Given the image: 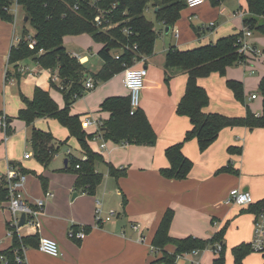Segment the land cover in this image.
Returning <instances> with one entry per match:
<instances>
[{
	"label": "crops",
	"instance_id": "0c3cea01",
	"mask_svg": "<svg viewBox=\"0 0 264 264\" xmlns=\"http://www.w3.org/2000/svg\"><path fill=\"white\" fill-rule=\"evenodd\" d=\"M146 10L155 12L156 8L152 5ZM249 15L247 0H208L195 8H184L178 21L168 31V26L157 22L158 37L154 53L135 63L148 69L140 108L145 111L157 134L154 145L115 143L103 136L102 124L111 116L109 111L102 109L103 102L112 96H128L123 72L99 82L95 88L74 101L71 113L80 115L86 132L94 135L89 141L90 147L104 159L96 163V171L103 175V180L95 194L75 187L77 174L67 170L68 167L73 168L68 152L74 159L86 160L87 155L77 138L71 136L62 124L68 133L66 140L75 138L79 151L66 143L65 151L61 152L63 156L58 153L53 160L61 159L62 168L53 171L26 162L14 148L15 145L21 147L24 140L30 142L31 127L24 121L15 135L0 129V187L2 177L11 165L27 168L26 181L22 186L26 199L29 203L38 199L45 202L38 226L22 229L24 235L36 234L38 238L28 245V264H163L160 260L165 252L173 254L176 246L168 244L164 249L155 250L152 247L156 232L168 210L174 211L169 230L170 236L174 238L193 236L210 239L227 224L237 227L243 236L236 241V246L249 244L256 204L239 206L227 200L234 188L249 191L256 202L264 200V128H224L217 140L204 152L200 151L196 139L187 141L182 151L193 162L189 175L185 179H172L164 177L160 172L170 165L166 149L182 142L186 132L192 128L189 117L177 113V105L185 94L188 74L178 72L166 82L167 53L172 47L190 50L214 44L223 37L244 31V19ZM24 16L20 15L17 24L10 22L14 33L4 65V89H13L19 85L22 95L33 98L35 89L40 87L49 91L63 108L65 101L58 98L52 89L53 81L58 86L56 88L62 91L58 68H43L33 58L9 63L10 51L16 46L15 35L23 33L24 27L27 28L28 21ZM19 22L22 23L21 27ZM176 31L178 36L175 35ZM247 40L261 51L260 55L254 58L250 56L248 62L228 67L225 76L214 72L210 76L198 78V84L207 90L210 97L208 106L204 108L206 112L242 117L247 114L249 107L256 115H262L263 96L259 85L264 77V35L253 30ZM3 41L0 47L8 45L2 44ZM160 41L163 44H159ZM64 42L71 54L81 56L79 60L86 66L88 76L93 78L92 74L104 66L105 61L99 52L105 44L96 42L88 33L67 35ZM67 44H72L71 49ZM113 53L118 55L120 51L115 50ZM228 79L244 83L245 103L235 98L227 86ZM252 94L257 97L252 99ZM23 107L25 103L20 109ZM0 115L6 116L9 124L15 122L5 109L0 110ZM51 118H37L34 127L47 131L42 124ZM87 120L91 123L88 124ZM53 136L58 144L66 142ZM231 147L241 148L242 152L232 153L229 150ZM111 165L117 170H124V173L116 178L110 173ZM40 175L47 178L46 187L42 185ZM47 191L53 196L47 197ZM97 200L101 201L103 215L107 216L112 211L116 213L110 220L100 224L96 222L95 216ZM7 205V200L0 196V252L13 245V239L8 235L11 213ZM86 226L88 231L84 239L70 236V232L77 233ZM42 236L57 241L61 251L59 256L49 255L39 249ZM214 259L204 263L212 264Z\"/></svg>",
	"mask_w": 264,
	"mask_h": 264
},
{
	"label": "trees",
	"instance_id": "16d2710c",
	"mask_svg": "<svg viewBox=\"0 0 264 264\" xmlns=\"http://www.w3.org/2000/svg\"><path fill=\"white\" fill-rule=\"evenodd\" d=\"M16 0H0V19L13 22L14 14L9 9ZM21 5L25 16L34 30L36 46L30 48L25 36L29 29L23 28L24 40L10 51L9 63L33 58L43 68H58L59 77L64 85L65 106L61 108L52 98L49 91L37 87L33 98L22 95L25 107L20 109L18 118L31 127L30 143L34 150L35 158L48 167L57 155L60 146L51 132L34 127L37 118L52 117L68 129L71 136L79 141L87 159H69L73 170L77 174L75 187L78 190L95 194L98 186L103 180V175L96 171V163L103 161L102 155L96 153L90 147L89 141L94 138L93 134L87 133L83 127L80 115L71 113V106L78 98L87 91L84 83L89 75L86 66L78 58L73 56L65 46L64 37L67 35H79L88 33L96 42L105 44L100 50V55L105 64L102 69L93 75L95 83L104 82L114 75L121 73L127 66L134 65L142 60L144 56L154 53V47L158 32L155 23L148 19L145 10L151 3L155 8L157 21L163 22L170 29L181 16V12L187 7L186 0H17ZM250 15L245 17L244 25L251 31L255 30L264 35V0H247ZM78 4L79 8L73 7ZM103 11L105 18L116 26L102 30L94 22L95 16ZM263 17L262 19H260ZM130 28V33L124 32ZM244 31L223 37L214 44H207L190 50H180L172 47L167 53L165 63V80L178 73L188 74L185 94L177 105V113L189 117L192 128L186 132L182 142L168 147L165 151L170 165L160 170L166 178L185 179L192 167L193 162L184 155L182 149L185 142L196 139L201 152L212 145L227 127L243 126L250 130L264 128V77L259 90L263 96V113L256 115L247 107V114L242 117H231L220 113L206 112L205 107L210 102L207 90L198 84V78L210 76L217 72L226 75L228 67L236 66L246 60L247 56L239 51L238 39L243 36ZM135 46L137 48H135ZM119 50V58L113 51ZM227 86L232 90L235 98L245 103L244 83L228 79ZM52 85L58 87L52 81ZM102 109L110 112L111 116L104 121L101 131L105 139L115 143L154 145L157 142V134L153 129L145 111L138 108L134 114L130 113L131 104L129 96H112L107 98ZM9 125V123H8ZM1 129V128H0ZM10 134V128L7 129ZM230 152H242L241 148L231 147ZM79 164L80 168H76ZM23 173L28 170L21 168ZM222 170H227L223 168ZM110 173L119 178L124 170H117L112 165ZM42 185L47 186L48 180L40 175ZM0 196L7 199L4 186L0 187ZM258 202L255 212L259 209ZM174 217V211L168 210L153 240V247L164 249L168 244L176 246L173 254L165 252L160 260L163 263H173L177 255L195 248H205L209 244L220 242L223 251L213 264H225V234L228 228L226 224L216 232L210 239H201L188 236L177 239L169 234L170 226ZM88 231V226L84 227ZM13 245L0 254L13 257L14 248L24 242L29 245L38 240L36 234L24 235L19 239L14 235ZM237 264H242L243 259L253 253L248 243H241L232 249Z\"/></svg>",
	"mask_w": 264,
	"mask_h": 264
},
{
	"label": "built area",
	"instance_id": "2783aa9c",
	"mask_svg": "<svg viewBox=\"0 0 264 264\" xmlns=\"http://www.w3.org/2000/svg\"><path fill=\"white\" fill-rule=\"evenodd\" d=\"M208 0H186L187 7L195 8ZM79 5L76 4L73 9L77 10ZM20 9L21 5L16 0L13 6L9 9L14 14L13 23L17 24L20 17ZM94 22L98 27L102 30H107L111 27L116 26V23H113L109 19L105 18L104 12L100 11L94 19ZM214 23H211L213 25ZM124 32L130 33V28H125ZM34 33L29 31V34L25 36V40L28 42L30 48H34L36 46V38ZM175 35L178 36V31L175 32ZM252 35V31L249 28H245L243 36L240 37L237 41L240 44L239 51L244 53L247 58L244 62H248L250 56L254 58L261 54V51L254 47L253 45L248 43V37ZM24 40L23 33L19 35H15L14 42L16 46L20 44ZM135 48H137L135 46ZM76 58L80 59V55L72 54ZM116 58H119V54L116 55ZM124 86L128 90V96L130 97L131 110L130 113L134 114L135 111L140 108L141 102V93L145 84V79L148 75V69L141 65H131L127 66L124 71ZM85 89L91 90L95 88L96 83L91 76H87V79L84 83ZM64 85L61 84V88ZM257 97L256 94H252L251 98L255 99ZM87 123L90 124L91 121L87 120ZM0 128L7 131L8 122L6 116L0 115ZM69 153V159L73 160L74 157ZM76 168H80V165L77 164ZM2 185L6 189L7 192V203L8 209L11 213V218L8 221V235L13 238L15 234L22 239L24 233L22 232L23 228H31L34 229L38 226L39 223V215L44 208V200L38 199L33 203H29L25 197V194L22 190V186L26 181V174L23 173L21 167L16 165H11L7 171V173L2 177ZM47 197L53 196L50 191L46 193ZM228 203H235L239 206H249L253 204H257L252 194L249 191H245L239 188H234L230 192V196L227 200ZM25 215V223L23 225L20 224L22 215ZM96 222L98 224L103 223L106 220H110L116 213L112 211L109 215L105 216L102 212L101 201L97 200V209H96ZM135 228H137L135 226ZM86 231L84 228L81 231L74 233L70 232V236L72 238L78 237L80 239H84L86 237ZM251 250L253 253L259 254L262 258V264H264V200H262L259 204V209L255 214V221L253 226V234L252 238L249 242ZM29 246L24 242H20V245L14 248L13 257H9L7 254H0V264H28L27 261V251ZM39 249L52 256H59L61 251L59 245L56 240L42 236L39 241ZM152 250H155V247H152ZM209 252H213L216 256H220L223 251V244L220 242H216L214 244H209L205 248H195L190 251H186L182 254L177 255L176 260L173 263H163V264H180V260H184L186 264H205L203 262V257L201 259H196V256H200L201 254H205ZM213 264V263H212Z\"/></svg>",
	"mask_w": 264,
	"mask_h": 264
},
{
	"label": "rangeland",
	"instance_id": "374dc122",
	"mask_svg": "<svg viewBox=\"0 0 264 264\" xmlns=\"http://www.w3.org/2000/svg\"><path fill=\"white\" fill-rule=\"evenodd\" d=\"M150 6L152 7L151 4H149L148 7H150ZM145 14L151 21H153L155 23V26H157V22H160V21H157L154 11H147L146 10ZM20 15H21V17L24 16V12L21 9H20ZM20 20H21V18H20ZM0 21H1L0 22V44H1V40H4L2 44H8L6 47H3V46L0 47V74H1V80H2L0 82V110H4L5 109L6 113L8 114V116L9 117H13L15 119L14 123H10L9 124L11 134L15 135V134H17L19 132L18 129H20V127L23 124V120L18 118V114H19V109L24 104V101L22 99V93L20 92L19 85H16L15 88H13V89H11L9 87L4 89V81H3V78H4L3 77L4 76V65H5V61L7 60V56H8L7 52L9 51V49L11 47V40H12V36H13L14 30H13V24L12 23H10L8 21H5V20H2V19H0ZM6 23L10 24V26H8ZM193 23H195V20H193ZM19 25L21 27L22 23L19 22ZM27 29H29V31L31 33H34L33 28L30 26L29 23L27 24ZM17 33H18V31H17ZM17 35H19V34H17ZM159 44H163V43L160 41ZM67 47L69 49H71L72 44H67ZM25 89H26V87H25ZM52 89L55 92V95L64 102L65 100H63L62 91L57 89L55 86H52ZM22 90L24 91L23 88H22ZM23 95L25 97H27L25 94H23ZM40 124H41V121L38 124V126H40ZM42 125H43L44 129H46L47 131L50 130L59 139H62V141H66L63 145L60 146L58 153H61V152L63 153L65 151V149H66L65 145H67V144L72 146V148L74 150H78L79 151V144H78V142H77V140L75 138H70L69 140H66V138L68 136V133L62 127V125H61V123L59 122L58 119L51 118L48 121H46L45 123H43ZM14 148L16 149V151L19 154L22 155V157H24L26 162H30V163H33V164L40 165L43 168L45 167V166H43L42 163H40L35 158L34 150H33L32 144L30 142H27L26 140H24L23 144H21V147L15 145ZM62 153L60 155L63 156ZM62 163L63 162L61 161V159L53 161L48 166V169H50V171L59 170V169L62 168ZM28 169H30V168H28ZM210 234H212V229H211ZM225 235H226L225 236V241H224V244L226 246L225 247V264H237L235 262V257L233 255L232 249H233L234 246H236V244H235L236 241L240 237H243V236L241 235V233L239 232L237 227H235L233 225H229L228 226ZM201 256L203 257V262L212 261L214 258H218L219 257V256H216L215 254H213V252L207 251V253H205V254L203 253L200 256H196V259H201ZM180 264H186V262L184 260H180ZM242 264H262V260H261L260 255H258L256 253H250L243 259V263Z\"/></svg>",
	"mask_w": 264,
	"mask_h": 264
},
{
	"label": "water",
	"instance_id": "95a60500",
	"mask_svg": "<svg viewBox=\"0 0 264 264\" xmlns=\"http://www.w3.org/2000/svg\"><path fill=\"white\" fill-rule=\"evenodd\" d=\"M157 9H158V8H156V10H157ZM166 29H167V31H168V30L170 29V27L168 26ZM65 163H67V160L65 161ZM24 223H25V215L23 214L22 217H21V222H20V224L23 225Z\"/></svg>",
	"mask_w": 264,
	"mask_h": 264
}]
</instances>
